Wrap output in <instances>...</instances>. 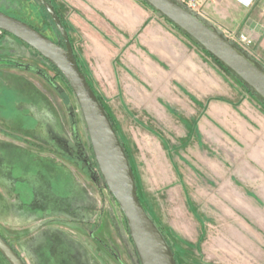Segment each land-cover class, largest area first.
Listing matches in <instances>:
<instances>
[{
  "label": "rangeland",
  "instance_id": "1",
  "mask_svg": "<svg viewBox=\"0 0 264 264\" xmlns=\"http://www.w3.org/2000/svg\"><path fill=\"white\" fill-rule=\"evenodd\" d=\"M48 1L70 36L82 73L115 125L131 163L140 202L168 241L176 263L264 264V229H259L258 240L247 234L242 225L245 219L233 198L242 188L255 193L256 187L236 182L232 131L219 119L226 116L232 126V115L241 112L255 114L264 123L263 101L201 47L200 52L216 64L210 73L219 86L212 96L176 89L170 95H157L148 91L147 82L137 79L107 81L95 67L97 62L89 59L100 32L85 27L82 17L65 0ZM222 2L212 0L201 16L226 36L244 34L238 28L222 27ZM0 11L53 41L62 38L37 0H0ZM248 52L257 61L261 59L254 39ZM226 106L230 108L226 114L214 113ZM206 162L214 165V171ZM0 171L2 179L13 183L15 189L16 198L9 191L5 199L66 195L69 200L73 194L85 198L88 193L87 202L78 199L88 244L86 255L94 251L100 264H141L126 218L95 161L73 90L33 48L2 33ZM263 182L259 177L255 184L261 188ZM259 207L260 219H264L263 200ZM70 214L69 209V219Z\"/></svg>",
  "mask_w": 264,
  "mask_h": 264
},
{
  "label": "crops",
  "instance_id": "2",
  "mask_svg": "<svg viewBox=\"0 0 264 264\" xmlns=\"http://www.w3.org/2000/svg\"><path fill=\"white\" fill-rule=\"evenodd\" d=\"M65 1L82 17L85 27L92 26L100 32L101 36L95 41L97 47L89 59L97 62L95 67L107 81L113 79L114 83H119L137 79L147 82L148 91L157 95H170L175 89L180 93L187 91L208 96L217 93L219 82L210 73L215 62L145 2ZM220 1H223L220 8L222 27L238 28L252 36L262 52L259 63L264 66V0H256L248 8L236 0ZM229 110L226 106L214 109V113L226 114ZM234 113L232 126L226 116H219V119L222 124L228 123L225 128L232 131L236 182L243 181L256 189L254 193L242 188L240 195L233 198L237 211L245 219L243 229L258 240L259 229H264V219H260L259 214V200L264 202V182L259 188L255 181L259 177L264 180V123L255 114ZM206 165L214 171V165L209 166V162ZM2 178L0 171V235L18 250L26 264H100L94 251L90 255L85 253L88 244L81 226L83 222L79 219L82 206L78 204L82 199L87 202L88 193L85 198H81L83 194H73L69 200L66 195L18 198L20 194L18 199H5L9 191L15 195V189L13 183L8 184ZM0 264L8 263L2 257Z\"/></svg>",
  "mask_w": 264,
  "mask_h": 264
},
{
  "label": "water",
  "instance_id": "3",
  "mask_svg": "<svg viewBox=\"0 0 264 264\" xmlns=\"http://www.w3.org/2000/svg\"><path fill=\"white\" fill-rule=\"evenodd\" d=\"M46 9L61 34L65 48L26 22L0 11V31L27 44L53 65L68 82L78 100L87 125L91 148L110 194L125 216L130 237L141 264H177L160 228L140 202L128 155L108 113L89 85L75 58L70 36L55 9L46 0H37ZM184 32L203 51L212 55L240 79L264 103V66L227 38L218 28L175 0H141ZM0 254L9 264H25L0 235Z\"/></svg>",
  "mask_w": 264,
  "mask_h": 264
},
{
  "label": "built area",
  "instance_id": "4",
  "mask_svg": "<svg viewBox=\"0 0 264 264\" xmlns=\"http://www.w3.org/2000/svg\"><path fill=\"white\" fill-rule=\"evenodd\" d=\"M175 1L185 6L190 11L201 15L203 9L206 6H208V4L212 0H175ZM236 1L247 8L254 5V3L256 2V0H236ZM227 38L231 40L232 42H234L235 44H237L240 48H242L247 53H249L248 48H250V46L253 45V39H251L245 34H240L236 38H234L233 36H227Z\"/></svg>",
  "mask_w": 264,
  "mask_h": 264
},
{
  "label": "trees",
  "instance_id": "5",
  "mask_svg": "<svg viewBox=\"0 0 264 264\" xmlns=\"http://www.w3.org/2000/svg\"><path fill=\"white\" fill-rule=\"evenodd\" d=\"M49 4H51L48 0H46ZM52 5V4H51ZM42 7V6H41ZM43 8V7H42ZM45 9V8H44ZM55 9V8H54ZM46 10V9H45ZM55 11H56V9H55ZM47 12V11H46ZM56 13H57V11H56ZM57 15H58V13H57ZM33 27V26H32ZM39 31V30H38ZM212 56V55H211ZM213 57V56H212ZM214 58V57H213ZM215 59V58H214ZM217 61V60H216ZM218 62V61H217ZM219 63V62H218ZM221 64V63H220ZM55 68V67H54ZM56 69V68H55ZM57 70V69H56ZM58 71V70H57ZM59 72V71H58ZM60 73V72H59ZM96 96H97V98L99 99V101L101 102V104H102V101H101V99L98 97V95L96 94ZM107 113H108V111H106ZM108 116H109V118H110V120H111V117H110V115H109V113H108ZM111 122H112V120H111ZM114 127H115V125H114ZM116 130V129H115ZM11 246V245H10ZM11 248H13L14 249V251L18 254V256L20 257V254H19V252H18V250L15 248V247H13V246H11ZM24 261V260H23ZM25 262V261H24ZM9 264V263H8ZM26 264V263H25Z\"/></svg>",
  "mask_w": 264,
  "mask_h": 264
},
{
  "label": "flooded vegetation",
  "instance_id": "6",
  "mask_svg": "<svg viewBox=\"0 0 264 264\" xmlns=\"http://www.w3.org/2000/svg\"><path fill=\"white\" fill-rule=\"evenodd\" d=\"M0 33H2V34H6V33H4V32H1L0 31ZM6 35H8V34H6ZM55 43H57L60 47H63V48H65V43H64V40H63V38H61V39H58L57 41H54Z\"/></svg>",
  "mask_w": 264,
  "mask_h": 264
}]
</instances>
